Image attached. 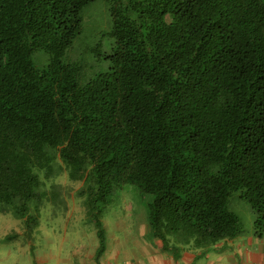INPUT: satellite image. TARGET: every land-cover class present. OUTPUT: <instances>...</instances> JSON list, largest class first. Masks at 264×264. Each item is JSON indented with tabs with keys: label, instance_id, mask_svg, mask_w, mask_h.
<instances>
[{
	"label": "trees",
	"instance_id": "1",
	"mask_svg": "<svg viewBox=\"0 0 264 264\" xmlns=\"http://www.w3.org/2000/svg\"><path fill=\"white\" fill-rule=\"evenodd\" d=\"M94 1L0 0V213L35 229L66 175L100 252V215L127 185L174 259L241 234L234 196L263 235L264 0H105L97 70L68 60Z\"/></svg>",
	"mask_w": 264,
	"mask_h": 264
},
{
	"label": "rangeland",
	"instance_id": "2",
	"mask_svg": "<svg viewBox=\"0 0 264 264\" xmlns=\"http://www.w3.org/2000/svg\"><path fill=\"white\" fill-rule=\"evenodd\" d=\"M110 21L109 4L105 0H95L87 6L82 11L80 35L69 50L68 60H85L94 70L106 67V63L94 65L97 58L93 51L99 44L104 52L109 50L111 40L107 33L111 29ZM42 56L41 51L34 55L40 67ZM56 183L61 185L66 197L60 203H46L40 208L35 229L27 230L24 221L13 213H0V264H54L55 254L69 258L75 264L77 256L99 242L88 210L76 194L80 184L70 182L66 175L60 176ZM228 208L238 216L241 229L254 227L256 214L246 200L234 196L229 199ZM144 214L145 204L139 191L130 185L125 186L100 215L106 241L116 240L122 228L128 224L133 226L136 217L140 220ZM8 236L13 238L7 239Z\"/></svg>",
	"mask_w": 264,
	"mask_h": 264
},
{
	"label": "crops",
	"instance_id": "3",
	"mask_svg": "<svg viewBox=\"0 0 264 264\" xmlns=\"http://www.w3.org/2000/svg\"><path fill=\"white\" fill-rule=\"evenodd\" d=\"M122 228L120 236L106 241L105 249L95 247L77 256L75 264H264V234L258 236L252 229L243 230L232 239L218 243L202 253L192 248L182 249L177 259L163 249L162 242L150 235L144 216ZM53 256L54 264H73L69 258Z\"/></svg>",
	"mask_w": 264,
	"mask_h": 264
}]
</instances>
